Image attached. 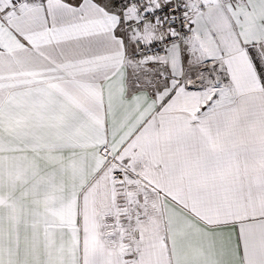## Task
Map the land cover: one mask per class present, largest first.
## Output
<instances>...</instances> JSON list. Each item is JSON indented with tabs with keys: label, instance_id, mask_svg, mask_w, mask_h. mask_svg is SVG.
<instances>
[{
	"label": "snow or ice",
	"instance_id": "snow-or-ice-1",
	"mask_svg": "<svg viewBox=\"0 0 264 264\" xmlns=\"http://www.w3.org/2000/svg\"><path fill=\"white\" fill-rule=\"evenodd\" d=\"M0 264H264V0H0Z\"/></svg>",
	"mask_w": 264,
	"mask_h": 264
}]
</instances>
